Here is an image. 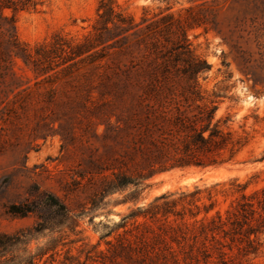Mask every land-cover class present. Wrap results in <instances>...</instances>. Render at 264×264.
<instances>
[{"label": "rangeland", "instance_id": "1", "mask_svg": "<svg viewBox=\"0 0 264 264\" xmlns=\"http://www.w3.org/2000/svg\"><path fill=\"white\" fill-rule=\"evenodd\" d=\"M10 1L18 9L3 15L19 42L34 60L49 56L52 70L35 73L14 59L17 86L0 85V264H175L171 252L185 264L192 231L182 224L194 219L138 217L119 225L162 194L231 178L251 180L247 191L264 184V0H110L115 12L146 22L135 35L103 44L96 42L101 0ZM177 27L209 66L197 79L204 100L248 144L232 163L159 174L137 195L133 187L103 194L109 168L125 171L127 162L131 169L122 157L124 128L135 123L146 70L171 47ZM89 43L94 48L85 52ZM62 44L81 46V54L52 52ZM45 194L67 213L44 207ZM230 199L216 196L207 216ZM257 239L256 256L236 259L264 264V232Z\"/></svg>", "mask_w": 264, "mask_h": 264}, {"label": "trees", "instance_id": "2", "mask_svg": "<svg viewBox=\"0 0 264 264\" xmlns=\"http://www.w3.org/2000/svg\"><path fill=\"white\" fill-rule=\"evenodd\" d=\"M4 9L15 11L18 7L10 0H0V20L6 22L0 23V85L11 87L18 82L11 68L14 59H21L26 66L32 64L35 73L44 74L52 67L47 55L33 59L28 48L19 42L13 20L3 15ZM97 12L101 24L98 44L116 43L126 35H135L146 22L142 18L136 23L132 17L115 12L110 0H101ZM174 34L175 40H167L171 47L156 54L154 66L146 70V79L139 84L135 123L124 128L128 141L122 157L131 169L127 162L125 171L109 168L113 178L105 181L103 194L133 187V194L137 195L144 181L159 174L232 163L248 144L247 134L232 130L229 117L217 118V105L204 100L197 79L209 66L190 53L184 29L177 27ZM86 48L85 52L93 49V43ZM67 49L81 54V46L64 44L52 52L59 50L67 55ZM250 184L251 180L242 183L231 178L209 187L194 186L189 192L162 194L146 206L136 207L122 218L119 226L125 227L129 220L138 217L155 220L172 215L183 219L187 215L194 220L182 224L185 231H192L185 264H247L237 260V256H256L260 248L257 236L264 232V184L247 191ZM176 194L178 197L173 198ZM218 195L231 198L228 206L223 212L215 210L207 216L216 206ZM203 198L208 203L202 202ZM42 203L47 209L67 213L65 205L52 195L45 194ZM201 212L202 218L196 219ZM170 255L177 264L174 252Z\"/></svg>", "mask_w": 264, "mask_h": 264}, {"label": "bare ground", "instance_id": "3", "mask_svg": "<svg viewBox=\"0 0 264 264\" xmlns=\"http://www.w3.org/2000/svg\"><path fill=\"white\" fill-rule=\"evenodd\" d=\"M190 180H191V179H186L185 181H186V182H189Z\"/></svg>", "mask_w": 264, "mask_h": 264}]
</instances>
